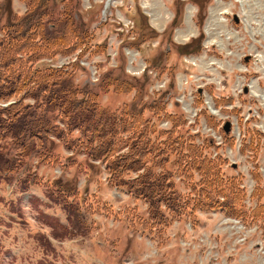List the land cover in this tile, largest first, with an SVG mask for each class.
<instances>
[{
  "label": "rangeland",
  "instance_id": "1",
  "mask_svg": "<svg viewBox=\"0 0 264 264\" xmlns=\"http://www.w3.org/2000/svg\"><path fill=\"white\" fill-rule=\"evenodd\" d=\"M58 1L56 11L71 8L93 38L82 56L76 52L66 63L57 58L53 66L79 61L101 79L119 76L117 87L133 82L127 93L101 97L111 109L140 100L155 104L154 114L146 110L144 116L158 130L171 127L165 117L171 111L179 137L190 138L201 156L223 157L225 180L238 177L245 198L237 202L247 219L222 210L182 216L164 206L166 216L154 221L145 200L108 185L105 162L71 155L57 140L52 159L58 155V163L45 165L36 155L8 162L15 169L6 163L0 172V264H264V0H113L108 9L107 0ZM0 5V25L26 10L20 0ZM150 57L154 64L140 76ZM73 73L77 85L97 92L107 87L87 84V70ZM136 79L146 84L142 93ZM164 83L171 92L158 96L155 89ZM164 99L167 110L160 113ZM4 145V157L18 151ZM179 167L185 176L178 170L174 188L191 197L200 175ZM169 168L176 172L173 163ZM67 180L76 189L63 196L56 182ZM74 201L83 224L63 208ZM57 225L60 239L52 236Z\"/></svg>",
  "mask_w": 264,
  "mask_h": 264
},
{
  "label": "trees",
  "instance_id": "2",
  "mask_svg": "<svg viewBox=\"0 0 264 264\" xmlns=\"http://www.w3.org/2000/svg\"><path fill=\"white\" fill-rule=\"evenodd\" d=\"M20 1L26 4L24 14L13 15L10 21L0 25V103H6L0 104V172L5 171L6 163L7 170L15 169L12 165L8 167V162L27 161L36 155L45 165L50 161L53 165L58 163V155L52 159L58 140L71 155H86L90 160L105 162L108 185L145 200L154 221L162 222L167 212L163 211L164 206L182 216L195 215L198 210H222L230 216L247 219L237 202L245 198L238 177L229 176L225 180L223 157L201 156L190 138L184 134L179 137L176 117L171 111L165 114L171 127L158 130L157 123L144 116L146 110L153 113L155 104L143 105L140 100L139 104L111 109L101 97L103 93H127L134 87L133 82L126 80L123 82L126 87L121 88L116 86L119 76L100 79L98 87L106 83L107 87L97 92L89 85L73 82L75 67L84 69L79 61L53 66L57 58L76 52L82 56L91 45L93 33L71 8L56 11L58 0ZM133 12L139 14L137 10ZM2 13L3 10L0 19ZM151 58L150 66L154 64ZM135 82L142 93L146 84H140L138 79ZM114 85L116 88L109 90ZM168 92L171 91L164 89L155 93L165 97ZM167 106L164 99V103L158 104L159 112L163 113ZM208 122L217 125L212 118ZM226 135V141L233 144L234 140ZM4 142L18 151L4 157L1 152L5 149ZM172 153H176L174 161L170 157ZM68 161H71L69 165L75 164L72 156H68ZM171 163L176 166L175 173L169 168ZM179 166L190 171L191 177L195 172L200 175L197 186L191 188V197L174 188L173 177L178 170L185 176ZM27 181L25 184L30 183V179ZM56 185L63 196L76 189L71 180L57 181ZM79 207L75 201L64 203L63 207L72 222L77 216V224L82 223ZM53 233L57 239L64 235L59 225L53 227Z\"/></svg>",
  "mask_w": 264,
  "mask_h": 264
},
{
  "label": "water",
  "instance_id": "3",
  "mask_svg": "<svg viewBox=\"0 0 264 264\" xmlns=\"http://www.w3.org/2000/svg\"><path fill=\"white\" fill-rule=\"evenodd\" d=\"M225 131H226V132H229V131H230V124H229V123H227V124L225 125Z\"/></svg>",
  "mask_w": 264,
  "mask_h": 264
}]
</instances>
